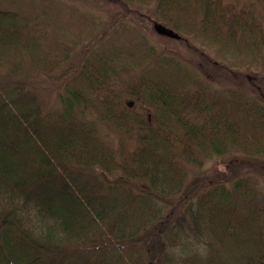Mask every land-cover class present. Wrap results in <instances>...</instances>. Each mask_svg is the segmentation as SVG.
<instances>
[{
	"label": "trees",
	"instance_id": "16d2710c",
	"mask_svg": "<svg viewBox=\"0 0 264 264\" xmlns=\"http://www.w3.org/2000/svg\"><path fill=\"white\" fill-rule=\"evenodd\" d=\"M83 1L0 0V264H264V0Z\"/></svg>",
	"mask_w": 264,
	"mask_h": 264
},
{
	"label": "rangeland",
	"instance_id": "374dc122",
	"mask_svg": "<svg viewBox=\"0 0 264 264\" xmlns=\"http://www.w3.org/2000/svg\"><path fill=\"white\" fill-rule=\"evenodd\" d=\"M7 1H12V0H7ZM64 3L71 5V6H75L80 12H90L92 14H94L101 22L102 25L106 24L108 22V13L100 7H94V6H90L88 5L86 2H84L83 0H62ZM40 0H25V5H27V7L31 4L34 3H39ZM149 39L151 40V42L154 44V46L157 49H161L163 48L162 42L161 40L159 41V39H157L154 35H152L151 33H149ZM74 58H76V56H74ZM214 75H210V76H201V78L209 83L213 89L216 90H220L223 89V81L219 78V77H215L214 80ZM56 85V84H54ZM54 87H51V89H53ZM52 97V96H51ZM226 165H227V161L226 158H211L209 159L203 166V171H205L208 175L210 173H216L218 171H224L226 170ZM192 175H190L191 177ZM219 177V175H218ZM225 179H223L222 181H224ZM260 183L258 184V187H260Z\"/></svg>",
	"mask_w": 264,
	"mask_h": 264
},
{
	"label": "water",
	"instance_id": "95a60500",
	"mask_svg": "<svg viewBox=\"0 0 264 264\" xmlns=\"http://www.w3.org/2000/svg\"><path fill=\"white\" fill-rule=\"evenodd\" d=\"M154 30L156 31V33L163 35V36H166V37H169V38L178 39V37H179L172 30H170V29H168L162 25H159V24H154Z\"/></svg>",
	"mask_w": 264,
	"mask_h": 264
}]
</instances>
